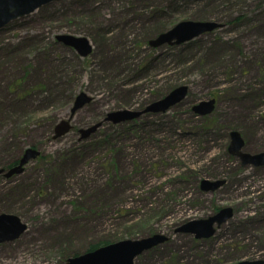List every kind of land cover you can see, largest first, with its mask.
<instances>
[{
  "label": "rangeland",
  "instance_id": "rangeland-1",
  "mask_svg": "<svg viewBox=\"0 0 264 264\" xmlns=\"http://www.w3.org/2000/svg\"><path fill=\"white\" fill-rule=\"evenodd\" d=\"M186 20L220 26L151 46ZM59 35L87 38L92 52ZM183 85L186 98L166 112L106 120ZM81 92L92 101L72 114ZM211 99L212 113L193 110ZM236 130L245 152H264V0H54L11 21L0 29V214L27 230L0 242V264H66L91 244L155 234L169 240L135 264L263 259L264 166L230 153ZM28 148L40 155L5 176ZM204 179L225 183L203 191ZM225 207L234 214L212 237L179 231Z\"/></svg>",
  "mask_w": 264,
  "mask_h": 264
},
{
  "label": "water",
  "instance_id": "water-1",
  "mask_svg": "<svg viewBox=\"0 0 264 264\" xmlns=\"http://www.w3.org/2000/svg\"><path fill=\"white\" fill-rule=\"evenodd\" d=\"M54 0H0V29L5 27L11 21L24 17L36 11L44 4ZM220 25L213 21H195L186 20L178 23L170 30L160 34L156 39L151 40L152 47H159L164 44L179 45L188 42L200 35L215 30ZM57 39L64 44L75 48L78 53L87 57L92 52L90 41L85 37H75L73 35H59ZM188 94V86L183 85L175 88L164 98L149 104L141 111L119 110L109 113L106 120L114 123L129 121L138 118L146 113H161L168 111L172 106L181 102ZM92 98L85 92H81L72 109V114L90 103ZM215 99L201 101L193 107V110L199 115H207L215 109ZM101 123L90 128L81 130L82 137H89L94 133ZM71 119L62 120L55 127L54 138H59L72 129ZM245 141L239 131L231 132V143L229 151L234 156H238L244 166L255 165L264 166V152L252 154L245 152ZM40 155L39 151L28 148L20 162L9 169L5 176L11 177L21 173L31 159ZM4 170H0V174ZM225 183L224 180L204 179L201 182L203 191H215ZM234 214L233 208L225 207L220 209L215 215L207 219L192 220L179 229L180 232L192 233L197 239L210 238L217 229L228 221ZM27 230V225L22 223L20 218L13 214H0V242L13 241L21 237ZM169 238L162 234H155L139 240H122L116 243L101 246L93 251L81 254L77 257L69 258L66 264H135V259L143 251L153 248L159 244L168 241ZM233 264H264V258L258 260H242Z\"/></svg>",
  "mask_w": 264,
  "mask_h": 264
},
{
  "label": "trees",
  "instance_id": "trees-1",
  "mask_svg": "<svg viewBox=\"0 0 264 264\" xmlns=\"http://www.w3.org/2000/svg\"><path fill=\"white\" fill-rule=\"evenodd\" d=\"M110 243H111L110 241H103V242L91 244L90 247L86 250V252L93 251V250H95V249H97V248H99L101 246L108 245ZM75 255L78 256V255H80V253L77 252Z\"/></svg>",
  "mask_w": 264,
  "mask_h": 264
}]
</instances>
